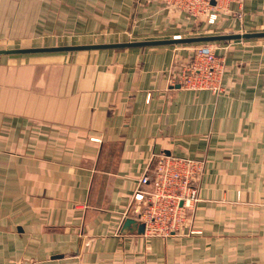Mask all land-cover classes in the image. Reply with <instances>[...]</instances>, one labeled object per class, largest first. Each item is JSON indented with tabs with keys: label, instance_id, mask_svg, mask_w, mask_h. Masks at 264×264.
Wrapping results in <instances>:
<instances>
[{
	"label": "crops",
	"instance_id": "0c3cea01",
	"mask_svg": "<svg viewBox=\"0 0 264 264\" xmlns=\"http://www.w3.org/2000/svg\"><path fill=\"white\" fill-rule=\"evenodd\" d=\"M223 11L264 31V0ZM206 27L160 0H0V48ZM215 43L221 92L171 84L194 44L0 56V264H264V38ZM156 154L204 170L192 224L145 239L120 219Z\"/></svg>",
	"mask_w": 264,
	"mask_h": 264
},
{
	"label": "built area",
	"instance_id": "2783aa9c",
	"mask_svg": "<svg viewBox=\"0 0 264 264\" xmlns=\"http://www.w3.org/2000/svg\"><path fill=\"white\" fill-rule=\"evenodd\" d=\"M160 1L169 11L195 19L205 18L208 23H214L223 5H242L244 0ZM223 71V61L216 55L215 46L201 43L193 47L188 61L172 75L171 84L192 91L221 92ZM203 170L202 160L153 155L144 173L137 179L120 224L126 218L142 223L144 229L140 235L145 239L181 232L193 222L196 204L200 200L198 191Z\"/></svg>",
	"mask_w": 264,
	"mask_h": 264
},
{
	"label": "water",
	"instance_id": "95a60500",
	"mask_svg": "<svg viewBox=\"0 0 264 264\" xmlns=\"http://www.w3.org/2000/svg\"><path fill=\"white\" fill-rule=\"evenodd\" d=\"M264 38V31L253 32H233L220 33L209 35H195V36H174L164 39L152 40H137L124 41L112 43H90V44H76V45H60V46H41V47H17V48H0V56L15 55V54H35V53H51V52H66V51H80V50H97V49H120L132 47H148L160 45H187V44H201L213 42H230L236 40H249ZM179 85H177L178 87ZM144 225L137 223L132 218H126L121 225V232H136L142 234Z\"/></svg>",
	"mask_w": 264,
	"mask_h": 264
},
{
	"label": "rangeland",
	"instance_id": "374dc122",
	"mask_svg": "<svg viewBox=\"0 0 264 264\" xmlns=\"http://www.w3.org/2000/svg\"><path fill=\"white\" fill-rule=\"evenodd\" d=\"M228 3L227 4H225V5H223L222 7L223 8H221V9H219V11H221V12H224L223 10H226V9H228ZM163 6L165 7V4L163 3ZM237 6H240V5H238L237 4ZM166 8V7H165ZM167 9V8H166ZM168 11H169V9H168ZM171 12V14H174V15H182L181 13H175V12H172V11H170ZM217 19H218V14L216 15V20H215V22L214 23H211V25H213V26H215V27H210V28H208V27H206V28H204V29H197V30H195V31H191L190 33H186V35L185 36H195V35H209V34H220V33H232V32H220L219 30H218V26L217 25H215V23L217 22ZM198 20H200L202 23H205L206 22V19L205 18H199ZM184 36V37H185ZM262 39V38H261ZM249 40H252V39H249ZM208 44H212L213 46H215L216 45V43L215 42H213V43H208ZM195 45H197V44H194V45H191V46H195ZM214 48V47H213Z\"/></svg>",
	"mask_w": 264,
	"mask_h": 264
}]
</instances>
